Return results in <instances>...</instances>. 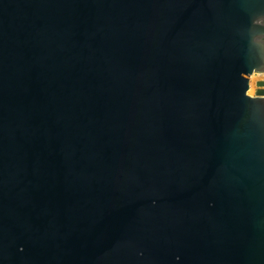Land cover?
Returning a JSON list of instances; mask_svg holds the SVG:
<instances>
[{
	"label": "water",
	"instance_id": "water-1",
	"mask_svg": "<svg viewBox=\"0 0 264 264\" xmlns=\"http://www.w3.org/2000/svg\"><path fill=\"white\" fill-rule=\"evenodd\" d=\"M264 0H0V264H264Z\"/></svg>",
	"mask_w": 264,
	"mask_h": 264
},
{
	"label": "rangeland",
	"instance_id": "rangeland-1",
	"mask_svg": "<svg viewBox=\"0 0 264 264\" xmlns=\"http://www.w3.org/2000/svg\"><path fill=\"white\" fill-rule=\"evenodd\" d=\"M260 78H264V75L261 72L253 71L249 74V76L247 77V80H246L248 83L247 89H246L247 94H253L254 93V88H255L254 80L260 79ZM249 80H250V84H249Z\"/></svg>",
	"mask_w": 264,
	"mask_h": 264
},
{
	"label": "bare ground",
	"instance_id": "bare-ground-1",
	"mask_svg": "<svg viewBox=\"0 0 264 264\" xmlns=\"http://www.w3.org/2000/svg\"><path fill=\"white\" fill-rule=\"evenodd\" d=\"M249 84H250V80H249Z\"/></svg>",
	"mask_w": 264,
	"mask_h": 264
}]
</instances>
